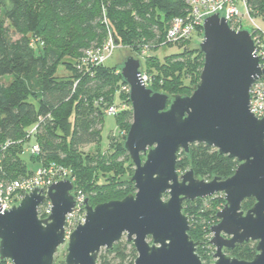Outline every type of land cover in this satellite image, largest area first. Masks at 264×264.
I'll return each instance as SVG.
<instances>
[{"label":"water","instance_id":"water-1","mask_svg":"<svg viewBox=\"0 0 264 264\" xmlns=\"http://www.w3.org/2000/svg\"><path fill=\"white\" fill-rule=\"evenodd\" d=\"M217 13L203 21L198 44L203 64L190 95L170 98L152 91L142 80L140 58L128 55L123 61L120 74L129 86L132 113L123 145L134 167V193L95 206L85 197L84 221L66 237V215L75 205L73 182L55 180L45 194L33 186L17 205L3 211L0 205L1 259L53 264L66 243L65 264H96L100 250L111 249L125 234L136 251L133 264H202L183 202L223 193L218 222L210 227L213 264H264V114L258 119L249 110L250 87L264 70L248 29L230 28ZM194 143L236 159L233 174L205 180L192 169L179 173L177 155ZM45 198L51 212L39 218L37 207ZM247 198L254 203L243 210ZM248 241L256 242L250 260L223 251Z\"/></svg>","mask_w":264,"mask_h":264},{"label":"trees","instance_id":"trees-1","mask_svg":"<svg viewBox=\"0 0 264 264\" xmlns=\"http://www.w3.org/2000/svg\"><path fill=\"white\" fill-rule=\"evenodd\" d=\"M245 1L252 16L264 17V0ZM187 7L186 0H0V148L14 142L3 151L2 175L18 178L31 174L35 165L60 164L71 169L74 190H81L91 206L132 194L133 164L123 145L132 119L130 106L114 116L117 134L110 136L107 148L99 146L105 105L122 101L130 105L121 90L126 84L122 65H83L81 56L84 49L104 43L108 31L134 57L144 44L151 45L150 52L156 50L168 23L184 15ZM33 39L39 41L35 47L30 45ZM150 52L142 65L151 78L147 87L170 98L190 95L203 64L198 43L161 61ZM59 64L67 73L56 74ZM39 119L33 138H26ZM33 142L40 151L27 161L23 153ZM91 144H97L96 149L82 150ZM237 164L212 146L194 143L187 152L179 151L176 169H192L198 179H225ZM253 200L245 199L242 209L251 207L246 203ZM224 202L220 194L183 202L188 234L197 242L199 257ZM255 244L238 243L227 250L236 254L231 257L250 260ZM125 245L119 240L104 249L96 264H109L106 257L113 253L117 264H133L136 251L131 242L126 240Z\"/></svg>","mask_w":264,"mask_h":264},{"label":"built area","instance_id":"built-area-1","mask_svg":"<svg viewBox=\"0 0 264 264\" xmlns=\"http://www.w3.org/2000/svg\"><path fill=\"white\" fill-rule=\"evenodd\" d=\"M188 4L187 11L184 15L174 17L169 23L165 30L162 41L159 42L158 47L167 44H180L191 39L193 34L201 36L203 34V21L204 18L218 12L217 14L221 17L224 16L227 19V23L230 28L234 30L248 29L254 49V56H257L258 65L264 70V17H254L250 13V9L245 0H186ZM247 17L251 24L250 28H245L243 25V17ZM259 20V22L256 21ZM37 39H33L30 42L32 47H35ZM39 42V41H38ZM153 46V45H152ZM119 45L115 42L110 31L107 33V39L104 43L96 47H90L83 50L81 56V63L83 65L97 66L102 65L105 61L111 57L114 50ZM150 44H144L139 57L144 61V57L149 55ZM141 77L146 86L151 81L150 76L142 70ZM121 90L128 94L129 86L127 84L121 86ZM250 101L249 110L253 112L256 118H262L264 114V71L262 75L257 78L250 87ZM129 104L121 102L119 104L111 103L105 105L104 114L108 116H115L118 112L123 109L129 108ZM131 109V106H130ZM42 121L39 119L26 134V138H33L37 131L38 124ZM125 134L124 131L120 132V135ZM20 142V141H17ZM13 141H7L0 148V205L1 211L3 209L11 208L13 205H17L24 197L25 193L32 191L33 186L41 187L43 194L46 193L48 186L55 180L69 179L73 182L71 169L60 164H50L48 166H39L31 174L21 176L18 178L7 179L2 175V158L3 151ZM27 151L31 155L39 154V146L33 142L27 148ZM73 195L75 205L73 210L66 215L65 219V235H69L76 225L84 221L85 209L84 201L85 194L76 189L71 191ZM51 202L45 198L44 201L37 207L38 217L47 218L51 212ZM68 231V232H67ZM4 261V263L2 262ZM0 264H13L9 259H1Z\"/></svg>","mask_w":264,"mask_h":264},{"label":"rangeland","instance_id":"rangeland-1","mask_svg":"<svg viewBox=\"0 0 264 264\" xmlns=\"http://www.w3.org/2000/svg\"><path fill=\"white\" fill-rule=\"evenodd\" d=\"M256 21L259 22L258 19H256ZM243 25L245 28L251 27L250 22L248 21L247 17H245V16L243 17ZM15 37L16 36H14V38ZM201 39H202L201 36H197L196 34H193L191 39L189 40V42L185 43L183 45V47L180 46L179 44H168V45L161 46L156 50L151 51L150 54L156 55L158 57V59L161 61V60H163V58L165 56L178 53L184 47H189V48L194 47L197 43L199 44ZM128 55H132V54H130V52L128 50L123 49L121 47H118L117 49L114 50L111 57H109L105 61L104 64L110 65V66L116 65L117 67H119L123 64V61L125 60V58ZM141 64L143 65V61ZM61 73L65 74L67 72L63 68V65L59 64L57 66L56 74L58 75ZM119 98H120V95H119ZM113 133L117 134L115 118H114V116L106 115V116H104V119H103L102 128H101V138L99 141V146L101 149L104 150L107 148L110 136H112ZM96 147H97V144H91V145L84 146L82 148V150L85 152H88V151H92V150L96 149ZM25 156L26 155H23V157H25ZM133 168L134 167H132V170H133ZM182 172L183 171H179V173H182ZM217 194H220L223 196V193H217ZM165 198H167V195L165 196ZM253 203H254V200L251 201V203H246V207L251 206V204H253ZM204 206H206V207L209 206L207 201L204 202ZM68 233H70V232H68ZM205 237H207L210 240V238L212 237V233L210 232ZM120 240L122 241V244L125 245V242H126L125 234L121 237ZM253 243H256V242H253ZM126 249H127L126 251H128V247H126ZM201 250L202 251L200 252L201 253L200 259H201L202 264H213L215 261V258H213V256H211V255H213V253H214V250H215L214 246L211 244L201 245ZM103 251H104V249H101L99 254L103 253ZM224 252H225V254H227L229 256H236V254H234L233 252H230L229 250H224ZM65 255H66V243L59 246V248L57 249V252L55 253V256H54L53 264H65V262H64ZM106 258L109 259V261H110L109 264H117L118 263V258L114 257V253L109 254Z\"/></svg>","mask_w":264,"mask_h":264},{"label":"crops","instance_id":"crops-1","mask_svg":"<svg viewBox=\"0 0 264 264\" xmlns=\"http://www.w3.org/2000/svg\"><path fill=\"white\" fill-rule=\"evenodd\" d=\"M23 155H26L24 158L28 161V159H29V157H30L29 152H28V151H25V152L23 153ZM34 165H35V164H34ZM37 166H38V165H35L34 168H33V170L36 169Z\"/></svg>","mask_w":264,"mask_h":264},{"label":"flooded vegetation","instance_id":"flooded-vegetation-1","mask_svg":"<svg viewBox=\"0 0 264 264\" xmlns=\"http://www.w3.org/2000/svg\"><path fill=\"white\" fill-rule=\"evenodd\" d=\"M217 220H218V219H217ZM209 244H210V243H209ZM235 245H236V244H235ZM235 245H234V246H235ZM233 248H234V247H233ZM227 249H228V248H224L223 251H224V250H227ZM229 249H232V248H229ZM214 251H215V250H214ZM228 256H229V255H228Z\"/></svg>","mask_w":264,"mask_h":264}]
</instances>
